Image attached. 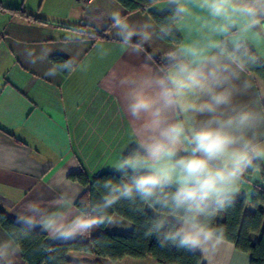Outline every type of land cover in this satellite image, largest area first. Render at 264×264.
Returning <instances> with one entry per match:
<instances>
[{
  "label": "clouds",
  "instance_id": "1",
  "mask_svg": "<svg viewBox=\"0 0 264 264\" xmlns=\"http://www.w3.org/2000/svg\"><path fill=\"white\" fill-rule=\"evenodd\" d=\"M160 24L130 21L119 11L108 20L122 46L142 50L168 41L160 65L144 64L124 77L125 110L134 146L114 163L119 181L97 182L99 198L73 204L79 191L60 193L47 205L28 201L17 214L27 236L37 227L53 238L86 236L116 224L122 205L146 216L144 235L161 247L206 250L223 238L212 219L235 202L246 174L264 164V0H160ZM83 29L67 40L83 43ZM90 35V34H89ZM135 37V42L133 38ZM50 49L24 50L26 62L44 61ZM77 68L71 59L45 75ZM16 241L0 244V262L12 264Z\"/></svg>",
  "mask_w": 264,
  "mask_h": 264
},
{
  "label": "crops",
  "instance_id": "2",
  "mask_svg": "<svg viewBox=\"0 0 264 264\" xmlns=\"http://www.w3.org/2000/svg\"><path fill=\"white\" fill-rule=\"evenodd\" d=\"M159 2L129 12L118 0H0V208L13 221L18 223L17 214L26 202L39 200L47 205L60 193L71 194L74 189L79 190L73 201L76 206L86 187L69 179L72 172L83 170L90 180L104 173L119 174L114 163L134 146L122 80L146 63L158 67L156 58L169 42L154 39L140 51L124 47L114 37L108 17L119 11L130 21L157 24L153 13H166ZM7 8L23 9L42 20ZM84 25L104 31L106 37L89 35ZM73 29L84 30L83 43L67 40ZM26 47L36 55L44 47L51 51L46 60L31 65L24 56ZM57 55L73 60L76 70L46 76L56 65L53 57ZM254 79L264 82L256 75ZM258 186L264 187L260 169L246 174L235 199L246 197L251 208ZM115 215L118 223L71 239L53 238L39 227L36 230L46 233L52 243L90 240L102 232L130 234L133 223ZM10 239L0 226V244ZM195 252L204 264H251L248 253L224 239ZM69 258L75 264H162L153 257L126 256L112 261L78 251L70 252ZM11 260L12 264H28L21 250Z\"/></svg>",
  "mask_w": 264,
  "mask_h": 264
},
{
  "label": "trees",
  "instance_id": "3",
  "mask_svg": "<svg viewBox=\"0 0 264 264\" xmlns=\"http://www.w3.org/2000/svg\"><path fill=\"white\" fill-rule=\"evenodd\" d=\"M129 12L146 10L160 0H118ZM2 6V4L0 3ZM11 12L18 13L25 17L37 18L23 9L7 8ZM157 24L164 21L166 13H153ZM85 31L99 38L106 37L104 31L95 30L89 25H84ZM160 63V58H156ZM55 64L67 61L62 56H54ZM68 74L67 71H62ZM259 79L264 81V69L254 73ZM264 175V167L260 168ZM69 179L79 182L86 187V191L76 201V206H80V201L87 197L95 200L99 198L97 182L105 179L114 181L120 180L117 173H104L90 180L85 171L72 172ZM115 214L133 223V230L130 234H110L102 232L90 240L85 241H65L52 243L48 235L40 230H34L27 236L17 238L16 234L21 231L20 225L13 221L8 214L0 208V226L6 233L16 241L22 256L28 264H75L71 262L69 254L72 251L89 252L98 256L110 258L112 261L130 256L134 258L153 257L162 264H204L203 258L195 251L176 246L161 247L155 236H145L142 225L146 216L153 215L152 210H148L146 216L131 210L127 204H122L114 210ZM103 224L100 227L105 228ZM212 226L223 230L224 240L235 244L240 251L250 255L251 264H264V187L258 186L251 197V208L248 209L246 197L235 199L233 206L225 211L219 212L212 219ZM253 234L257 237L254 239ZM0 264H2L0 262Z\"/></svg>",
  "mask_w": 264,
  "mask_h": 264
},
{
  "label": "built area",
  "instance_id": "4",
  "mask_svg": "<svg viewBox=\"0 0 264 264\" xmlns=\"http://www.w3.org/2000/svg\"><path fill=\"white\" fill-rule=\"evenodd\" d=\"M83 1L88 2V1H90V0H83Z\"/></svg>",
  "mask_w": 264,
  "mask_h": 264
}]
</instances>
